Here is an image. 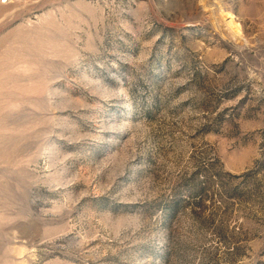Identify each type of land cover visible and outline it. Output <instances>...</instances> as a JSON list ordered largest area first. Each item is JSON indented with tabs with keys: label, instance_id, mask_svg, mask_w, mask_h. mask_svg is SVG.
<instances>
[{
	"label": "rangeland",
	"instance_id": "1",
	"mask_svg": "<svg viewBox=\"0 0 264 264\" xmlns=\"http://www.w3.org/2000/svg\"><path fill=\"white\" fill-rule=\"evenodd\" d=\"M0 264H264V0H0Z\"/></svg>",
	"mask_w": 264,
	"mask_h": 264
},
{
	"label": "bare ground",
	"instance_id": "2",
	"mask_svg": "<svg viewBox=\"0 0 264 264\" xmlns=\"http://www.w3.org/2000/svg\"><path fill=\"white\" fill-rule=\"evenodd\" d=\"M227 16L229 18L227 25L229 26L231 33L234 36H239L241 32L240 25L234 20V18L232 17V14H227Z\"/></svg>",
	"mask_w": 264,
	"mask_h": 264
}]
</instances>
